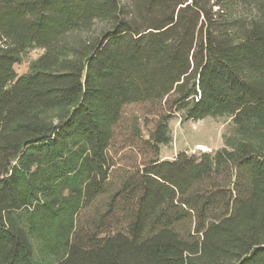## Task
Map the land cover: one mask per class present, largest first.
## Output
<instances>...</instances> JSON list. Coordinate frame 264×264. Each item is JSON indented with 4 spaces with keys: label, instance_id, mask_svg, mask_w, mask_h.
Returning <instances> with one entry per match:
<instances>
[{
    "label": "trees",
    "instance_id": "1",
    "mask_svg": "<svg viewBox=\"0 0 264 264\" xmlns=\"http://www.w3.org/2000/svg\"><path fill=\"white\" fill-rule=\"evenodd\" d=\"M177 111L240 137L159 160ZM0 264H264V0H0Z\"/></svg>",
    "mask_w": 264,
    "mask_h": 264
},
{
    "label": "rangeland",
    "instance_id": "2",
    "mask_svg": "<svg viewBox=\"0 0 264 264\" xmlns=\"http://www.w3.org/2000/svg\"><path fill=\"white\" fill-rule=\"evenodd\" d=\"M42 53L40 48L27 47L19 62L14 65L15 73L18 76L27 74ZM155 113V108L147 104H129L123 108L111 148V154L119 159L121 164L143 163L151 157V154L143 149L139 139H148L155 125ZM167 126L169 140L159 146V160H173L181 152L188 156H198L202 153L212 156L220 149H228L229 145L236 143L240 137L233 118L228 114L208 116L194 121L185 119L183 111H177L169 119ZM133 128L136 132H133ZM132 139L136 144L135 150L128 147Z\"/></svg>",
    "mask_w": 264,
    "mask_h": 264
}]
</instances>
